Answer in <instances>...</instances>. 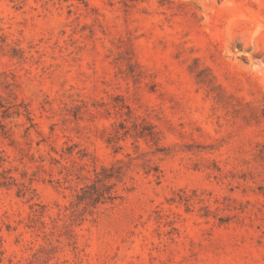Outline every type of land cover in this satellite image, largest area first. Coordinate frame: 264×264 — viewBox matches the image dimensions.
<instances>
[{
  "label": "rangeland",
  "instance_id": "374dc122",
  "mask_svg": "<svg viewBox=\"0 0 264 264\" xmlns=\"http://www.w3.org/2000/svg\"><path fill=\"white\" fill-rule=\"evenodd\" d=\"M0 264H264V0H0Z\"/></svg>",
  "mask_w": 264,
  "mask_h": 264
}]
</instances>
